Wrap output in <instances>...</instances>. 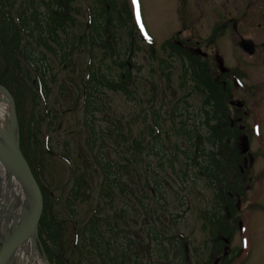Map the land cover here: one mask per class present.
Returning a JSON list of instances; mask_svg holds the SVG:
<instances>
[{"label":"rangeland","instance_id":"rangeland-1","mask_svg":"<svg viewBox=\"0 0 264 264\" xmlns=\"http://www.w3.org/2000/svg\"><path fill=\"white\" fill-rule=\"evenodd\" d=\"M112 1L115 6L108 3L107 13L102 16L103 21L111 22L113 26L107 24V29L114 32L112 40L115 39V47L120 49V58L123 60L129 57L124 52L132 39L133 42L138 38L142 40L141 43L136 41L139 50L131 57L136 69L140 68L139 74L137 70L133 72V77L138 83L136 97L142 99L141 103L130 102L120 94L108 93L107 111L96 115L99 118L97 125L103 137L106 134L115 136L105 139L102 154L106 153L117 165L122 163L123 158L129 157V142L126 140V143H122L123 138L119 139L114 130L118 123V127H122V135H130L135 139L140 136L144 146L152 147L153 139L148 137L149 129L146 128L144 117L151 116L152 109L159 110L162 130L167 131L169 138L162 137L161 150L154 149L150 155L144 151L139 156L145 161L144 165L150 164L151 170L156 175L161 174L164 179L163 185L173 205L171 212L184 213L176 227L163 223L165 234L160 242L165 244L170 236L182 241L187 251V264H264V0H254L256 3L252 6L248 0H240V12L246 14L235 29H221V25L229 17L228 13L232 11L230 3L233 0ZM3 2V14L16 21L18 16L30 18L35 10L43 12L41 3L47 0ZM123 4L130 9L132 22L120 27L116 17ZM71 7V14L75 19L72 34L83 35L89 16L100 11L101 7L90 0H74ZM211 7L215 9V17L210 11ZM255 12L258 14L256 17L253 15ZM134 25L137 29L132 28ZM236 38L245 39L246 47L252 41L255 45L254 52L250 54L248 49L246 51L238 46ZM29 41V50H33L34 57H38L42 53L41 49L33 41ZM167 41L172 45L178 44L194 59L197 56V61L209 65L208 75L224 98L223 111L218 112L222 117L219 119L220 124L206 120L202 122V96L190 90L194 85L186 83L181 60L170 55L167 45L163 46ZM150 43H154V55L148 48ZM75 50L68 67L45 54L47 64L39 67V74H43V90H50L48 96H42L41 86L35 87L32 81L27 80L22 67L21 76L13 71L14 75L3 74L5 60L0 65V84L9 90L14 99L18 138L21 128L27 161L32 163L38 181L46 192L54 223H59L62 228L61 238L53 248V254L71 259L73 264H77L80 258L87 264H101L98 254L94 255V243L85 230L93 214H97L102 220L99 223L100 230L104 231V226L114 225L115 238L106 236L105 241L110 238L111 243L113 239L118 246L127 244L130 236L133 241L138 232L137 227L146 224L148 217L140 209L133 208L136 205L133 201L134 182L130 186L132 194L128 202L117 195L110 202L109 199L103 200L102 172L84 145L82 129L80 93L86 79L85 68L90 54L86 47ZM103 54L104 50L93 51L95 64L103 59ZM112 61L113 58L107 57L101 64L119 72ZM149 83H153L157 94L156 99L150 100L153 108L146 100L151 93ZM30 88L34 91L33 96L30 95ZM145 93L148 97L143 96ZM189 93L191 96L186 99L185 96ZM173 105L184 113L180 117L181 121L189 116L190 127L194 128L201 123L199 134L204 139L208 136L209 127H217L214 129L219 131L215 139L217 143L213 147L206 143L201 145L205 151L213 152L218 157L216 160L221 167V171L216 173L219 180L209 182L208 186L202 179H197V166L194 168L192 164H187L189 160L182 154V150H186L197 155L202 162L200 152L196 147H189L190 150H187V141L177 138L170 130L166 113ZM124 122L129 126H124ZM28 134L31 139L27 142ZM219 136L222 138L220 141ZM166 160L170 167H167ZM186 165H189L191 176L195 172V183L189 177L180 182L173 174L172 171L181 176ZM82 173L86 182L84 195L81 200L68 206L71 178ZM132 175L136 176V173ZM176 196L183 198V207L177 205ZM223 200L233 204L232 213H227L226 221L222 217L224 210L217 207L219 204L224 205ZM147 204L152 205V200H148ZM121 210L127 212L123 213ZM161 220L169 221L167 216ZM105 221L108 223H104ZM221 225L225 228L222 229ZM40 233L38 231L36 246L39 255L43 257L45 254L40 250L43 247L40 237L45 246L51 248V244L48 237ZM132 243L129 240V244ZM96 247L102 255L103 247ZM153 247L152 250L155 249ZM135 250L141 251L134 246L132 251ZM148 255L152 257H144L143 264H152L156 260L154 253ZM169 257L173 264H180L173 249H169ZM131 261L133 262V258Z\"/></svg>","mask_w":264,"mask_h":264},{"label":"trees","instance_id":"trees-1","mask_svg":"<svg viewBox=\"0 0 264 264\" xmlns=\"http://www.w3.org/2000/svg\"><path fill=\"white\" fill-rule=\"evenodd\" d=\"M4 0H0V12L4 9ZM74 0H47V2L41 3L43 7L42 10L38 12L35 10L30 18L21 17L19 20V26L15 25L13 19L9 15H2L0 17V65L3 60L6 59V66L4 68L3 74L14 75L12 71L18 72L20 75L24 70L28 81H32L34 86H41L42 96H48L50 90L44 89L43 74H39V67L47 64V58L45 54H49L58 62H62L66 67L69 66V62L73 56L75 49H88L90 54L87 66L85 68L86 79L83 82V88L80 93V98L82 99V113H83V134L85 139V147L87 151L92 154V159L96 164L97 168L102 172V193L103 200L109 199V202L114 199V196H119L122 199L131 200V185L134 182V199L135 210L138 208L143 211L144 215L148 217V222L137 227L138 232L135 233L133 241H131V236L128 238V243L118 246L111 240L105 237L115 238V228L114 225L104 226V231L100 230L99 223L102 221L99 219L97 214L89 219L87 227L85 230L89 233L91 241L94 243L93 250L94 255L98 254V258L101 264H143L144 257L149 256V253H154L156 255V260L152 264H173V260H170L169 249H173L175 255L180 264H187L186 262V249L182 241L175 240L174 236L167 237V242L162 244L160 238L165 234V229L163 223L167 226L176 227L180 219L183 218V211H179L175 214L171 212L173 210L172 202L169 200L168 192L164 184V179H162L161 174H155V171L151 170L150 164H145V161L140 158L142 152L150 155L153 150H161L163 139L162 137L169 138L167 131H163L162 119L159 117V110L155 111L152 109V115L145 116V122L147 123L148 137L152 140V147H147L142 144L141 138H131L130 135H122L120 130L122 127L120 123L114 126V130L117 132L116 136L120 139L123 138L122 143L129 142V147L127 151L128 158H123L121 164H115L107 154H102L104 149V142L106 138H114L113 134H106L104 137L99 131L100 127L97 125L99 118L96 117L102 111L106 112V101L108 99V93L120 94L126 101L141 103L140 99L136 97L138 90L137 79L133 77V72L137 70V74L140 72V68L136 69V64L132 62V54L138 52V47L136 41L140 43L142 40L139 38L127 46L124 55L127 53L129 57L123 60L120 58V49L115 47V39L112 40L114 32L112 29H107V24L113 27L111 22L103 21V14L107 13V4H113L112 0H90L92 2L98 3L101 9L96 11L94 15L89 16V21L86 25V32L83 35L72 34L75 29V19L72 13L71 2ZM127 4V3H126ZM126 4H123L117 14L116 20L120 27L127 26L128 23L132 22V14L130 9ZM114 5V4H113ZM112 5V6H113ZM115 6V5H114ZM30 24V25H29ZM133 25V23H132ZM135 29V27H132ZM132 29V30H133ZM21 31L23 35H26L28 39L25 40V45H20L22 41ZM130 32L131 29L129 30ZM137 38V37H136ZM41 49V54L38 57H34V51L29 50L30 41ZM170 48V55L176 56L181 60L183 64L184 78H186V83L193 84L194 86L190 89L193 93L200 94L202 96V110L200 111L202 122H215L220 124L222 119L218 112L223 111L222 101L224 98L218 93V88L213 83V80L208 75L209 65L197 61L196 57L187 53L184 49L172 45L169 41L165 42L163 45ZM162 46V47H163ZM150 53L154 55L153 44L149 45ZM94 50H104L103 59H112V65L114 68L119 69V72H114L112 67L101 64L102 60L94 62ZM9 56V57H8ZM8 57V58H7ZM18 57H22V61ZM163 63H161L162 65ZM101 65H103L102 68ZM23 70H22V68ZM38 74L40 76L35 77ZM34 81H33V80ZM38 87V88H39ZM149 90L151 91L150 97L145 93L143 96H147L146 99L148 103L151 104L150 100L156 99V89L153 83H149ZM30 95H34V91L30 88ZM37 95V91L35 92ZM191 93L187 94L185 98H190ZM153 97V98H152ZM147 103V102H146ZM110 109V104L108 110ZM161 110V109H160ZM219 110V111H215ZM168 121L170 123V130L179 139L183 138L187 141V150L192 147H196L197 151L203 159L202 162L195 154H190L186 150L182 153L189 161L187 164H192L195 168L197 166V179H202V181L208 186L209 182L214 180H219L217 172L221 171L219 165L218 157H215L213 152L205 151L203 144H208L211 147L217 141V133L219 132L217 127H213L208 131V136L204 139L201 134H199L200 124H196L194 128L189 125V116L182 120L180 117L184 116L177 109L176 105L171 106V109L166 113ZM177 119H179L177 121ZM175 120L177 122H175ZM150 121V123H149ZM123 122V121H121ZM125 123V122H124ZM210 124V123H206ZM124 126H129L126 122ZM117 129V130H116ZM22 130L20 128V147L23 155L28 160V156L25 151V141L22 135ZM31 139L30 134L27 135V142ZM222 138L218 137V141ZM204 142V143H203ZM217 143V142H216ZM223 143V142H222ZM190 147V148H189ZM102 150V151H101ZM178 151V149H175ZM192 151V150H191ZM195 153V152H193ZM68 155H66V160ZM196 160V161H195ZM29 161V160H28ZM32 171L35 173L33 165L29 162ZM142 170H141V166ZM167 167L169 166V161L166 160ZM163 165V164H162ZM132 168L130 169V167ZM138 168L135 170V168ZM170 167V166H169ZM188 167V169H187ZM144 169V170H143ZM177 180L182 182L187 179L186 177L192 178L195 183V172L191 176L189 172V165L183 169L180 175H176L172 171ZM136 173V176L132 175ZM189 174V176H187ZM71 186L69 188V194L67 197V205L76 201L81 200L84 195L86 182L84 180L83 173L76 177L72 176ZM223 185V184H222ZM140 186V188H139ZM224 187V185H223ZM139 192L141 195L139 196ZM44 198V209L40 220L39 233H44L48 237L47 240L50 241L51 248L43 243L44 251L47 258L51 264H73L71 259H65L61 255L57 256L53 254V248L57 245V241L60 240L62 235V228L59 223H54L53 216L50 214V205L47 202V196L44 189H42ZM220 198V197H219ZM152 200L153 204L148 205L147 201ZM179 207H183L184 200L176 196L175 199ZM217 205L218 209L224 210L223 221H226L227 213H232V202L224 201L222 204ZM227 204V205H226ZM131 209V208H130ZM102 211V209H99ZM125 213L127 211L121 210ZM167 216L169 221H162L164 216ZM209 215V213H208ZM109 221V220H108ZM105 221L104 223H108ZM111 221V219H110ZM143 223V222H142ZM224 224V223H222ZM221 228L225 227L221 225ZM84 231V233H86ZM121 232V231H120ZM224 238V237H223ZM41 239V237H40ZM133 242L132 245L129 244ZM42 242V239H41ZM96 243V245H95ZM155 245L154 247L152 245ZM98 245L103 247L102 255L97 251ZM141 251H132V248ZM152 247L155 248L152 250ZM169 248V249H168ZM80 255V254H79ZM133 258V262L131 261ZM80 258L77 264H87ZM176 260V258H174ZM98 262V261H97Z\"/></svg>","mask_w":264,"mask_h":264},{"label":"bare ground","instance_id":"bare-ground-1","mask_svg":"<svg viewBox=\"0 0 264 264\" xmlns=\"http://www.w3.org/2000/svg\"><path fill=\"white\" fill-rule=\"evenodd\" d=\"M1 95V94H0ZM15 141V132L9 131V107L5 96H0V142ZM31 204L29 188L21 175L0 165V239L7 240L27 215ZM38 234H32L18 247L11 250L3 264H47L38 254L36 241Z\"/></svg>","mask_w":264,"mask_h":264},{"label":"water","instance_id":"water-1","mask_svg":"<svg viewBox=\"0 0 264 264\" xmlns=\"http://www.w3.org/2000/svg\"><path fill=\"white\" fill-rule=\"evenodd\" d=\"M251 54L253 49L250 46L246 50ZM0 93L5 96L9 107V131L15 132L16 140H9L7 146L0 142V165L18 173L22 176L25 186L29 188L31 194V204L27 215L22 219L18 228L8 237L7 240L0 239V264H3L8 253L18 247L25 239L32 234H37L38 224L43 211L42 192L36 183L30 168L19 149L17 119L14 100L10 93L0 84ZM1 237V236H0ZM48 264V262L46 261Z\"/></svg>","mask_w":264,"mask_h":264},{"label":"flooded vegetation","instance_id":"flooded-vegetation-1","mask_svg":"<svg viewBox=\"0 0 264 264\" xmlns=\"http://www.w3.org/2000/svg\"><path fill=\"white\" fill-rule=\"evenodd\" d=\"M248 2L250 4V6H252L256 3L254 0H248ZM230 5H231L232 11L228 13L229 17H228L226 23L224 22L221 25V27H222L221 29H223V27L225 29H227L229 27H230V29H232V28L235 29L236 26L239 24V20L242 19L243 17H245L246 13L240 12V8H241L240 0H233L232 3H230ZM212 6H213V3H212ZM225 8L224 9L226 11L227 7H225ZM210 11L212 12L213 16L215 17V9L211 7ZM253 15H255V17H256L258 14H256V12H255ZM262 20H264V15H262ZM214 26H215V24H214ZM244 42H246V41L243 38H236V40H235V43L238 46H240L241 48H244L243 47ZM250 43L253 45V48H254L255 47L254 43L252 41Z\"/></svg>","mask_w":264,"mask_h":264},{"label":"snow or ice","instance_id":"snow-or-ice-1","mask_svg":"<svg viewBox=\"0 0 264 264\" xmlns=\"http://www.w3.org/2000/svg\"><path fill=\"white\" fill-rule=\"evenodd\" d=\"M133 2L135 3V2H136V0H133Z\"/></svg>","mask_w":264,"mask_h":264}]
</instances>
